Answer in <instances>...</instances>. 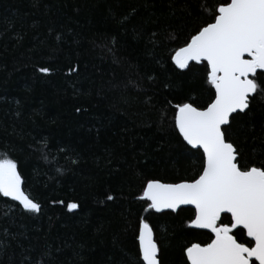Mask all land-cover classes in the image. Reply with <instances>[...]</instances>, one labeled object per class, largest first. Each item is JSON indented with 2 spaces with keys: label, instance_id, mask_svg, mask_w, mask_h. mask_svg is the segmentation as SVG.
Instances as JSON below:
<instances>
[{
  "label": "trees",
  "instance_id": "obj_1",
  "mask_svg": "<svg viewBox=\"0 0 264 264\" xmlns=\"http://www.w3.org/2000/svg\"><path fill=\"white\" fill-rule=\"evenodd\" d=\"M212 2L0 0V159L17 161L41 205L29 212L0 193V264H131L140 215L163 264H188L183 249L210 242L188 224L193 208L145 213L138 197L147 179L200 171L202 150L186 145L174 114L208 89L204 65L180 70L170 57ZM228 132L264 159V96Z\"/></svg>",
  "mask_w": 264,
  "mask_h": 264
},
{
  "label": "snow or ice",
  "instance_id": "obj_2",
  "mask_svg": "<svg viewBox=\"0 0 264 264\" xmlns=\"http://www.w3.org/2000/svg\"><path fill=\"white\" fill-rule=\"evenodd\" d=\"M201 8L203 18L170 57L180 70L189 69L190 62L204 65L208 89L199 102L191 96L176 103L174 114V127L186 145L202 150L201 168L179 182L147 179L138 199L146 205L145 213L193 206L188 224L209 230L212 237L183 249L188 264H264V159L256 158V150L246 154L228 132L232 121L250 110L255 95L264 96V0H213ZM168 39L177 37L169 33ZM37 71L48 74L51 69ZM259 154L264 156V150ZM24 183L17 161L0 159V193L29 212H40L41 205L23 190ZM234 230L243 233L245 242ZM135 231L138 252L131 264H163L149 219L138 216Z\"/></svg>",
  "mask_w": 264,
  "mask_h": 264
},
{
  "label": "water",
  "instance_id": "obj_3",
  "mask_svg": "<svg viewBox=\"0 0 264 264\" xmlns=\"http://www.w3.org/2000/svg\"><path fill=\"white\" fill-rule=\"evenodd\" d=\"M191 63H195V62H190V64ZM185 70H187V69H185ZM182 207H191V208H193V206H191V205H182L180 208H182ZM179 208V209H180ZM179 209H177L176 211H178ZM165 211H172V210H163L162 212H165ZM176 211H172V212H176ZM193 228V227H192ZM200 230H205V231H208V232H210L209 230H206V229H200ZM235 231V230H234ZM258 263V262H257Z\"/></svg>",
  "mask_w": 264,
  "mask_h": 264
},
{
  "label": "flooded vegetation",
  "instance_id": "obj_4",
  "mask_svg": "<svg viewBox=\"0 0 264 264\" xmlns=\"http://www.w3.org/2000/svg\"><path fill=\"white\" fill-rule=\"evenodd\" d=\"M258 264V263H257Z\"/></svg>",
  "mask_w": 264,
  "mask_h": 264
}]
</instances>
